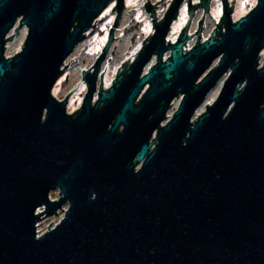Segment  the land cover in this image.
<instances>
[{"label":"water","instance_id":"water-1","mask_svg":"<svg viewBox=\"0 0 264 264\" xmlns=\"http://www.w3.org/2000/svg\"><path fill=\"white\" fill-rule=\"evenodd\" d=\"M97 1L0 0V264H264V0L193 79L195 61L181 74L185 59L174 51L140 81L119 79L94 107L90 92L73 116L51 90L107 0ZM21 26L22 49L7 56ZM211 50L193 52L196 61ZM179 91L187 94L163 125ZM60 210L38 235L41 218Z\"/></svg>","mask_w":264,"mask_h":264},{"label":"flooded vegetation","instance_id":"flooded-vegetation-1","mask_svg":"<svg viewBox=\"0 0 264 264\" xmlns=\"http://www.w3.org/2000/svg\"><path fill=\"white\" fill-rule=\"evenodd\" d=\"M259 1L107 0L62 64V74L51 91L59 102L66 103L67 113L77 116L90 92L91 106L94 107L100 100V93L115 87L119 79L131 82L136 77L140 81L159 64L173 62L174 51H178L185 59L183 66L178 69L181 74L187 73L185 66L195 61V68L188 72L193 79L202 69L200 64L204 65L209 55L219 49L218 43L229 28L250 14ZM78 23L79 20L74 26ZM207 44L213 50L200 55L196 61L197 56L193 52L198 49L204 52ZM223 55L208 62L191 89L218 68ZM263 60L264 50L260 55L261 64ZM230 73L231 67L210 81L213 83L192 115V122L215 102ZM175 78L173 72L170 80ZM149 88L150 82H146L136 96L135 105L141 103ZM185 94L187 92L179 91L174 95L163 125L172 118ZM103 107L104 102L101 101L98 108L102 110ZM123 129L121 124L117 130L121 132Z\"/></svg>","mask_w":264,"mask_h":264},{"label":"rangeland","instance_id":"rangeland-1","mask_svg":"<svg viewBox=\"0 0 264 264\" xmlns=\"http://www.w3.org/2000/svg\"><path fill=\"white\" fill-rule=\"evenodd\" d=\"M20 25V20L16 23L15 28H17ZM14 28V29H15ZM12 30L9 34V36H11L15 30ZM28 28L25 26H21L19 30L18 35L15 37V39L13 38L12 40H8V43L6 44V55L7 56H13L15 55V53H18L21 49H22V45L25 42V39L27 37L28 34ZM204 110V108L202 110H200V112H202ZM197 115V114H196ZM195 115V116H196ZM51 198L52 199H58L59 198V191L58 190H54V192L52 191L51 193ZM68 204H66L64 206V208H67ZM45 209V208H43ZM64 216V210H60L58 214H56L55 216H44L41 218L40 220V229L41 231H46L49 228V224L53 221L51 227H54Z\"/></svg>","mask_w":264,"mask_h":264},{"label":"built area","instance_id":"built-area-1","mask_svg":"<svg viewBox=\"0 0 264 264\" xmlns=\"http://www.w3.org/2000/svg\"><path fill=\"white\" fill-rule=\"evenodd\" d=\"M8 43V42H7ZM45 207H41L39 208V211H43ZM40 227V221L37 223V232H38V235H41L42 233H44L45 231H41V229L39 228ZM48 230V229H47Z\"/></svg>","mask_w":264,"mask_h":264}]
</instances>
